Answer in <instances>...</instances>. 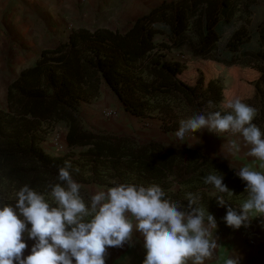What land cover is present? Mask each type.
I'll return each instance as SVG.
<instances>
[{
    "label": "trees",
    "instance_id": "1",
    "mask_svg": "<svg viewBox=\"0 0 264 264\" xmlns=\"http://www.w3.org/2000/svg\"><path fill=\"white\" fill-rule=\"evenodd\" d=\"M256 1H164L125 31L72 28L67 39L43 49L36 63L9 85L7 109H0V202L14 205L16 192L28 185L56 206L48 185L61 183L59 168L69 161L70 174L83 185L86 205L88 186L112 187L116 181L156 184L185 209L186 195L196 194L197 206L214 212L216 220L225 217L228 207L239 212L248 193L228 162L194 146L139 143L129 136L94 132L84 126L79 108L97 100L108 86L127 111L159 118L169 132L196 113H226L227 101L240 99L257 110L253 123L264 132V20L255 32L248 29ZM237 16L244 21L234 27ZM191 29L197 41L189 37ZM182 47H189L206 69L195 74L167 59L168 51ZM238 74L246 81L237 86ZM60 122L67 124L70 151L53 154L43 142ZM209 174L222 175L232 194L205 184ZM217 196L224 197L225 206Z\"/></svg>",
    "mask_w": 264,
    "mask_h": 264
},
{
    "label": "clouds",
    "instance_id": "2",
    "mask_svg": "<svg viewBox=\"0 0 264 264\" xmlns=\"http://www.w3.org/2000/svg\"><path fill=\"white\" fill-rule=\"evenodd\" d=\"M224 107L230 111L196 113L181 120L175 137L183 142L187 134L205 128L218 135L238 134L248 149L245 155L264 168V132L253 123L257 110L240 99L228 100ZM226 146L229 153L241 151L240 139H229ZM71 167L65 161L58 171L61 183L48 185L56 206L28 185L16 192L14 205L0 202V264H106L107 249L131 246L134 231L143 238L142 264H205L221 247L215 236L216 219L197 206L198 195H186L185 209L156 184L112 181V187L96 186L86 205L80 194L83 185L73 179ZM235 174L245 182L248 196L239 212L228 207L223 219L228 227L239 229L253 218L264 217V172L244 165ZM204 183L219 193L232 194L222 175L209 174ZM216 199L225 206L223 196ZM26 238L34 243L25 256ZM223 264H240V256L230 252Z\"/></svg>",
    "mask_w": 264,
    "mask_h": 264
},
{
    "label": "crops",
    "instance_id": "3",
    "mask_svg": "<svg viewBox=\"0 0 264 264\" xmlns=\"http://www.w3.org/2000/svg\"><path fill=\"white\" fill-rule=\"evenodd\" d=\"M84 1L87 4L86 14L78 9V3ZM164 1L171 0H0V68L2 72L5 71L0 82L7 89L12 82V68L9 66L19 68L17 74L33 66L43 49L67 39L74 27L97 25L117 29L121 26L119 19L133 21ZM13 51L18 56L10 58L9 53ZM22 51L28 54L24 55ZM229 139H240L239 153H229L226 146ZM218 143V147L211 148L210 155L228 162L236 171L248 165L264 172V168L259 167V161L254 162V158L245 155L248 149L238 134L229 133ZM96 186L100 185L87 187L90 194L95 192ZM208 212L216 219L214 212ZM216 223L215 236L221 247L216 250L214 258L205 264H223V258L230 252L240 256V264H264V217L253 218L239 229L228 227L223 218L216 220ZM25 242L28 244L24 253L26 256L30 254L34 242L27 238ZM145 254L143 238L134 231L131 246L126 243L123 247L107 249L106 264H142Z\"/></svg>",
    "mask_w": 264,
    "mask_h": 264
},
{
    "label": "rangeland",
    "instance_id": "4",
    "mask_svg": "<svg viewBox=\"0 0 264 264\" xmlns=\"http://www.w3.org/2000/svg\"><path fill=\"white\" fill-rule=\"evenodd\" d=\"M86 5V1L78 3V9L81 10L82 14H86L87 12ZM253 7L255 8V10L253 16L249 20L248 29L252 32H255L257 30L258 24L264 20V0H257ZM243 21L244 18L242 20V18H239V16H237L233 20V26L239 27ZM118 22L121 25L120 28L113 30L125 31L131 26L134 20L121 21L119 19ZM94 27H97V25L87 28ZM188 35L193 39V41H197V38L194 35L192 29L188 32ZM229 36V33L224 36V38L220 42L222 46L223 44H225ZM162 39V36L157 37L158 41H161ZM21 53H24V55L28 54L25 51H22ZM13 56L17 57L18 54H16L14 51L10 52L9 57L11 58ZM167 59L171 61L181 62L182 64L188 66L187 69L190 72L195 74H200L201 71H204L206 69L205 62H203L200 58H196L189 47L174 48L168 51ZM10 63H12V60L10 61ZM9 67L12 68L10 77L13 81L20 74H17L19 68L13 67L12 65ZM244 69L246 70L247 68L244 67ZM8 73H10V71ZM2 74H5V71L2 72V69L0 68V78ZM244 80V76L238 74L237 86L241 85L240 83H243ZM8 87L6 89L5 84L0 82V109H7ZM79 112L82 117L84 126L94 132H104L121 136H129L139 143L159 141L167 146H194L200 148L208 155H210L209 152L211 151L212 147L219 146L218 140L223 139L229 134L225 133L218 135L214 132H209L205 128L195 134H187L185 140L181 142L174 135L176 131L167 132L164 130L162 126L163 123L159 118L139 117L127 111L123 103L120 101L119 97L108 86H104L102 88L101 95L97 100L90 103L83 102L79 108ZM67 131L68 128L66 123L60 122L56 124L55 127L51 129L46 136V140L43 142V147L53 154H65L69 152L70 149L68 148V144L66 141ZM242 202L243 200L240 201V203Z\"/></svg>",
    "mask_w": 264,
    "mask_h": 264
}]
</instances>
